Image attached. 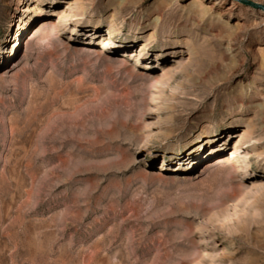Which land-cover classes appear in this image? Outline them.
<instances>
[{
  "label": "rangeland",
  "instance_id": "obj_1",
  "mask_svg": "<svg viewBox=\"0 0 264 264\" xmlns=\"http://www.w3.org/2000/svg\"><path fill=\"white\" fill-rule=\"evenodd\" d=\"M253 138L264 11L0 0V264H264Z\"/></svg>",
  "mask_w": 264,
  "mask_h": 264
},
{
  "label": "bare ground",
  "instance_id": "obj_2",
  "mask_svg": "<svg viewBox=\"0 0 264 264\" xmlns=\"http://www.w3.org/2000/svg\"><path fill=\"white\" fill-rule=\"evenodd\" d=\"M130 17H134V14H130ZM121 20H126V17H122L120 18ZM117 18H115V16H113L111 18L112 24L113 26H119L120 24L118 23ZM251 142L253 143L254 149L258 151L257 155L260 157H264V139H260V138H253L251 140ZM247 160L250 158V155H245V157Z\"/></svg>",
  "mask_w": 264,
  "mask_h": 264
},
{
  "label": "water",
  "instance_id": "obj_3",
  "mask_svg": "<svg viewBox=\"0 0 264 264\" xmlns=\"http://www.w3.org/2000/svg\"><path fill=\"white\" fill-rule=\"evenodd\" d=\"M236 1H239V2L244 3L246 5H250V6L254 7V8H257L259 10L264 11V5H262V4H259V3H256V2H253V1H250V0H236Z\"/></svg>",
  "mask_w": 264,
  "mask_h": 264
}]
</instances>
